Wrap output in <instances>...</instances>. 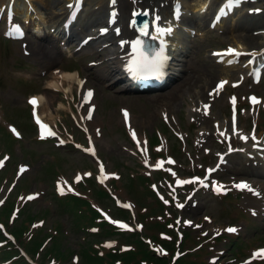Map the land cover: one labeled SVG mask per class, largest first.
I'll use <instances>...</instances> for the list:
<instances>
[{"label":"rangeland","instance_id":"374dc122","mask_svg":"<svg viewBox=\"0 0 264 264\" xmlns=\"http://www.w3.org/2000/svg\"><path fill=\"white\" fill-rule=\"evenodd\" d=\"M37 1L40 2V12L41 16H43L42 21L45 25H52L53 22L59 21L65 14L66 0ZM107 1L109 0H86L84 2V11L79 21L82 24L86 23L88 28L82 33V36L89 34V31L93 28L92 25L88 23V18L95 17L96 15L107 18L109 12L106 6ZM163 1L164 0H160L159 2L163 3ZM190 1L191 0H187L188 4L186 6L188 7H186V13L184 16H181L182 19L180 21V23H183L181 25L182 27L187 24L197 30L194 35H188L189 33L186 32V41L188 45L186 50L187 53L188 51L189 53L187 57L183 56L181 58L186 64L189 63L188 69L186 74H183L179 79L180 81L177 80L174 86L166 88L164 91H155L154 93L143 92L129 94L121 90L124 84L120 85L118 82L110 84L112 80L109 78L108 80H100L98 78L99 76L96 75L99 74L102 76L101 69L108 65L107 62H102L97 67L89 65V61L95 60L97 62L98 59L99 61L103 60L106 58L105 55H108L109 49L102 51V55H98L99 57L95 55L92 58L86 57V59L81 58V56L79 60H71L65 64V62H62L61 54L57 53V49H50L53 44L52 40L41 41V47H45L44 55L39 54L37 48H34V43L29 42L26 48L31 54L26 55L23 53V48L21 46L23 43H12L0 36V113L3 115L4 112L7 113L8 111L7 115L4 116L5 122L3 129H1L2 133L6 137H9V139H13L8 124H17L22 125L27 132V136L31 138L33 131L31 130L30 109L23 99L25 98V94L31 91L44 90V79L38 76L40 71L45 67L42 65L43 62L41 61H44V64H46L45 61L49 62L51 59H56L59 61L57 64L65 65L64 67L72 69L79 68L82 75L81 77L87 78V84L97 89V121L98 124L101 125L102 132L101 138H96L98 153L104 158L110 173L116 170L122 174V178L124 179L122 181L120 180V186L123 189H119L118 179L111 181L110 185L113 187V191L120 196L131 198L134 201L139 211V218L145 223V227L143 231L140 232V236L136 243H132L125 250L119 245H116V247L112 249L102 248L98 250L95 247L96 240H101V244L104 245V241L107 238H121L123 240L127 238L129 233L121 235L119 232H113L112 224L109 223L111 221L101 224L100 227H102H99L97 231L90 232L89 230L90 226L94 224H92V222L98 224L97 220L100 219L101 209L106 207V205H112L111 200H108L105 196L102 198L105 202L97 198V196L105 192L106 194L108 192L111 194V192L104 187L103 189L97 188L99 185L95 175L97 166H95L91 158L92 156L84 155L81 148H79V151L76 149H71L69 152L66 150L57 151L49 142L35 143L28 139V142L25 143L24 155L14 154V156L15 160H20L22 158L30 161L32 170L29 171L25 178L20 180V186H17L16 193L26 192L25 189L30 190L32 188L41 190L40 185L38 184L37 186L38 177H42L48 183L51 182V177H53L52 175L57 169L56 167L59 166L61 167V172H68L70 175H73L74 170H81V172H83V177L88 176L84 175L85 173H91L92 179L88 181L85 180L89 187L82 186L81 189L82 192L84 191L87 193L89 195L88 197H91L92 200L82 195L71 194L69 196H60L55 194L58 201L61 202L59 208L50 196H45L41 198L40 201L32 203L28 207L29 213L26 216L20 214L15 219L14 224L12 220V225L6 226V231L3 232L0 229V261L9 260L10 264H31L21 255L22 250L28 251L29 249V239L26 237V234L33 230L34 224L31 222L33 221V216L46 212L45 216L48 226L60 223L63 228L67 223V217L70 220H73L75 217L77 223L86 222V225H90L86 230L87 244L84 247V252L78 255L80 260H73L72 264H89V262H91V264H168L167 262H160L157 258L149 254L150 246L148 245V240H151L156 247L164 245V239L160 238L159 230L157 227H154L157 225V221L154 219L158 217L157 212L153 214V219L149 218L148 220L145 216V212L148 209L153 211L156 209L155 206L158 205V197L146 191L144 186L146 183H144V180L141 179L140 176H137L150 174L151 171L148 166L142 162V156L135 151L136 146H134V143L129 139L128 131L123 126L122 120H120L121 112L119 108L122 107V105L132 109L134 123L143 135L147 134L150 139L156 140L159 133L163 131L168 140H170L171 151H174L180 162H185L187 165L190 163L188 155L185 152L186 150L183 151L181 148L183 144L188 145L187 151H191L193 161L197 162L195 164L191 163V165L187 167L182 166L181 169L185 173L193 166L199 169V162L202 163V160L213 164L216 156L220 154V151L226 150V153H230L227 157L231 160L228 165L231 172L226 173L227 179L251 177L252 181H255L264 192V179L251 176L253 171L258 172L256 168H250L249 164H247L251 160L246 156H240L239 154L234 155L235 152L231 149V145L238 146L242 144L239 134L243 133V130L232 134L228 137L229 139L219 138L215 134L216 122H224L226 127L233 128V126H230V112L232 108L230 99L233 96L237 97L236 103L238 104L239 115L241 116L239 122L240 126L243 129L246 128L248 132L254 133L258 130L264 134V127H262L264 126V76L260 79H253L245 67V62H247V60L243 58L247 56V54H245L246 52L249 51L251 54L254 50H259L261 49L260 47H263V36L259 38V43H254V41L251 42L249 40L247 34L257 35L258 33H262L264 35V0L251 4L240 1V5L233 10V13L224 17L223 21L219 22L217 25H215V22L208 23L213 18L212 15L218 7V2L221 0H210L209 4L212 5V7L208 9L209 13L198 15H196V9L190 5ZM171 5L169 3V7L162 9V11L166 13L167 18H172ZM120 8L125 16L129 15L130 5H127V0H121ZM255 11H259V15L255 14ZM53 16L54 18L52 19ZM243 25L249 27V31L242 28ZM79 26H76L75 31L80 30ZM112 31L115 32L114 28H112ZM238 44L240 45L239 51L241 53L244 52L238 63L227 66L221 60H216V51L228 48L229 46L235 48ZM94 46H96V44H91L88 48L93 49ZM89 49L83 50V54L92 50ZM9 50L16 53V58L10 57L11 54H9ZM183 62L180 61V63ZM50 64L51 63H49V66ZM27 65L29 66L28 70L23 68L27 67ZM180 66L183 67L182 64H180ZM91 71L92 74H88ZM27 75L35 76L34 79L37 80V84L25 83L23 78L27 77ZM243 75L245 79H243L242 83L238 84V82H240V77ZM221 79L226 81V84L221 90L222 97L217 100L215 99L216 101L210 99V88L214 86L217 80ZM75 90L74 88V100L75 103H77L79 101V96L77 90L76 92ZM48 92L52 94L54 98V104L52 106L54 115L52 117L60 119V122L71 128L73 123L70 111L61 110L60 106L61 100L68 104V99H66L62 93L58 95L50 91ZM255 92L261 97V100L252 103L250 102V95ZM196 93H198V95ZM172 96L173 100L171 101L170 99ZM201 102L207 104L208 107L206 109L207 112L205 110L199 114L195 109L196 107H200ZM69 103L73 105L72 97L69 99ZM192 107L193 110H191ZM163 110H165V113L162 112ZM257 122H259L258 127L256 126ZM202 127L205 129H202ZM81 130L82 129H79V125H77L75 138L78 139V143L81 142L84 144L87 140V133ZM179 136L181 139H178ZM201 139H203V141H200ZM251 140L254 141V137H251ZM2 142L3 140L1 138V144ZM157 143H159V141ZM157 143L153 142L154 146L157 145ZM164 145L165 140H163L161 145H157L155 149L157 153L154 155L155 158L166 155L165 151L167 148H165ZM205 147L209 149L211 147L212 152L206 155L204 153ZM227 147L229 148L227 149ZM52 151L55 152L58 163H45L53 159V154L50 153ZM216 152H218V154ZM57 153L60 155L58 156ZM14 167L16 168L17 166L14 165ZM181 173L183 172L181 171ZM3 176L6 177V175ZM129 177L131 179L130 186L132 189L126 190L128 187L123 184L127 183V180L129 181ZM139 180L142 181L143 184H141ZM152 180L157 183L158 176L152 178L151 181ZM81 185H83L82 182ZM21 186L26 188L23 189ZM205 196L206 193H200L199 198L203 199ZM243 197L244 198L241 199L242 202L240 201V197L236 200H238L241 207H243L244 211L241 214L250 216V219L247 216H243V219L241 217L236 219L237 204L232 198H221L225 204L230 206V214V211L227 213L225 208L221 209V206H218L216 202L215 205L218 224H221L220 226H226L229 223L240 225L242 230L239 237L244 236L245 238L248 237L249 230H251V238L248 242H245L242 238L238 242V245L243 244V252L246 253L248 250H251L252 247L261 243V238L255 234V226L259 229L261 226L256 222V218L246 211L247 207H244L247 206V203L254 201V199L250 196ZM69 198H71V201L67 202ZM212 199L214 200V198ZM14 205V196L10 194L3 210L9 213ZM210 205L211 208H208V213L213 215V213H215V205L214 203H210ZM77 209H80V214ZM75 211L77 212L74 213ZM110 215L111 217H115L116 214L113 212ZM232 220L235 222H232ZM22 221H26L27 223L23 226L21 224ZM72 229V235H67V237L60 241L62 245L61 248L65 250L67 257L63 259L57 258L59 260L56 264H70L72 257L68 255H71V251L80 253L81 245H83L80 238H84V233L80 228V230L73 227ZM37 232L39 235L43 233L40 229H38ZM10 236L14 238L8 240L7 238ZM132 236L136 237L135 235ZM56 243L59 244V241H56ZM88 246H90L89 250ZM98 246L101 245L99 244ZM113 255L116 257H113ZM246 257L247 255L240 254L238 260H243ZM34 259L36 258L34 257ZM49 260L50 259L45 262L48 263ZM175 263L195 264L191 256L185 257V255L175 261Z\"/></svg>","mask_w":264,"mask_h":264},{"label":"bare ground","instance_id":"6f19581e","mask_svg":"<svg viewBox=\"0 0 264 264\" xmlns=\"http://www.w3.org/2000/svg\"><path fill=\"white\" fill-rule=\"evenodd\" d=\"M8 0H0V10H2V5H4ZM72 0H68V2H71ZM76 0L73 1L72 4H70L68 7H73L74 3H75ZM158 0H154L153 3H151V14H152V26H151V36H157V37H160V38H167L169 40L172 41H177V44L175 43H171V47L173 46H177V48L181 47L182 45L180 44H184L185 43V39H183V36H182V32H179L175 26L173 25H170L169 23H167L168 27H164V28H171V31L170 32H158L157 31V26L159 27H163L162 23H161V19L159 18L158 20L156 19L158 15V11L160 10V4H159V7L156 6V2ZM29 2H31V5H32V8L35 9L34 11V14H38L37 17L41 18L40 15H39V10H40V2H38L37 0H29ZM139 2L140 0H132L131 1V4L130 5H133L132 8L136 7V8H139ZM209 0H192V5L194 6L195 9H197L196 11L197 12H203L205 10V8L207 7V5H209ZM160 3V2H158ZM175 3V2H174ZM174 3H173V16H174ZM230 4H233V3H230ZM107 5V3H106ZM111 5V3H110ZM113 5H116V3H114ZM234 5V4H233ZM147 6V5H146ZM146 6H143V7H146ZM230 6V5H229ZM184 7H187L186 5ZM232 6H230L231 8ZM31 8H28V10H30ZM229 9V7H223L222 10H224V13H226V11ZM160 14V13H159ZM54 18V17H53ZM131 16H129V18H125L123 17V15H120L119 18H118V21L116 22H112L111 18L109 17V21L108 20H105V18L103 16H95V17H90L88 18V22L89 23H92L93 24V27H95L93 30H92V33H90V35H92V38L90 40L92 41H97V40H100V41H105V42H108V44L104 45L101 47V49L105 46H108L109 47V55H108V58H107V61H108V72L109 74H112L113 72H115L118 68V66L121 65V61H123L125 59V57L131 53V50L135 49L136 47H134V41H136V38H137V33L135 30H133L132 28H130V19ZM39 23H37L38 25H41L40 24V20L37 19ZM178 22V19H176L175 17L172 18V23H176ZM163 23H165L164 21V18H163ZM36 24V25H37ZM104 25H107L108 27H111V26H115L116 28L120 25L122 27V30H121V34L118 36L116 34H108V36L106 37L107 35V32L104 33V29H106L104 27ZM242 28H244L246 31H249V27H246L245 25L242 26ZM107 31V30H106ZM111 31V28L108 30V33H110ZM264 37L263 34H247V37L249 38V40L251 42L254 41V43H259V38L260 37ZM119 37V41L118 42H115V39ZM120 40H124V43L120 42ZM175 44V45H174ZM239 46V44H238ZM184 71V69H183ZM184 73V72H183ZM78 73L76 74H71V73H64V74H61L60 73H57V74H53L51 79L48 81V84L50 87H54V88H58V89H62L64 84L66 83V88L65 90L66 91H69L70 89H72V83L74 82V80H76L78 77L77 75ZM72 81V82H71ZM201 93V92H199ZM171 94V92H170ZM198 95V93H196ZM94 98V97H93ZM92 98V99H93ZM52 99L53 97L51 95H41L39 97V105L42 104L41 106V109H42V112L44 114H46L47 116H49V112L48 110L50 109V106L52 104ZM171 101L173 100V96L171 97L170 99ZM94 101V99H93ZM79 107L81 109V111L83 112V115L85 114V110L84 108L86 107L85 104H83L82 102L79 104ZM96 118H97V113L94 114L93 117H89V118H86V116L84 117V120L87 123H89V121H92L91 123H95L96 121ZM96 133L97 130H95ZM136 132V131H135ZM136 136H137V133H136ZM141 141L144 140L142 137L140 138ZM142 143V142H141ZM144 145H145V142H143Z\"/></svg>","mask_w":264,"mask_h":264},{"label":"snow or ice","instance_id":"6c2138e0","mask_svg":"<svg viewBox=\"0 0 264 264\" xmlns=\"http://www.w3.org/2000/svg\"><path fill=\"white\" fill-rule=\"evenodd\" d=\"M113 2H115V0H113ZM232 2H233V3H239L240 0H232ZM179 13H180V6H179V0H177V6H176V12H175L177 18L179 17ZM113 15H115V13H113ZM156 19L158 20V19H159V16H157ZM147 27H148V25H147V23H146L145 26H144L143 28H141V31H142V32H146V31H147ZM15 28H16L18 31H20L21 34H22V29L20 28V25H15ZM106 30H107V29H104V31H106ZM157 31H158V32H170V31H171V28H161V27L157 26ZM142 44H143V41H141V40H139V39H137L136 41H134V47L139 46V45H142ZM225 51L228 52V53H235V54L239 55L238 49H237V48H234V47H231V46H229ZM253 54H255V53H253ZM141 55H144L143 52H141ZM57 71H59V69H57ZM81 83H83V82H81ZM225 83H226V81L221 80V81H220V84L218 85V87H222ZM91 95H92V90L89 89V90H88V95H87L86 99H87V98H90ZM231 99H232V101H233V104L235 105L236 97L233 96V97H231ZM258 99H259V98L256 97L255 95H253V96L251 97V100L253 101V103L257 102ZM30 102H31V103L33 104V106H34V107H33V112H34V114H35V112H36V108H35V106L38 104L39 100H38L37 97L33 96V97L30 98ZM125 115H127V112H126V111H125ZM35 119H36L37 123L40 125V130H41V136H42V137L45 136V135H52V136L57 135V133L54 132V131L49 127V125L46 124V123L41 119V117H40L38 114L35 115ZM12 131L15 132L16 135H20V133L16 131L15 127L12 128ZM132 135H133V137H136V132H135V130L132 131ZM242 138L245 139V140H247V139H248V136H247V135H244ZM137 143H139V140H137ZM141 150L143 151L144 149H141ZM230 150H231V149H230ZM87 151H88V152H92V153H94L95 149L92 148V147H89V148L87 149ZM5 159H7V157H5ZM169 159H171V157H169ZM173 162H174V161H173ZM145 163H148V161L146 160ZM2 164H3V160H0V165H2ZM149 166H150V167H157V168H159V167L162 166V164H161V163H156V164H152V165H149ZM25 167H27V166H22L21 169H20V171H21V172L24 171V168H25ZM100 169H101V172H102V174H103L101 178H103V176H105V175H113V176L117 175L116 173H104V172H103L104 165H103L102 163L100 164ZM169 171H172V170L169 169ZM208 171H209V173H211V172L214 171V170L210 168ZM173 174L175 175V173H173ZM84 175H91V173H85ZM76 179L79 180L80 177L77 176ZM191 181H199L200 184H202L203 186H205V187H208V186H209V185L205 182V178H201V177H192V178H190V180H184V179H179V178H178V179L176 180V183H177V184H185V183H189V182H191ZM60 183H61V182L58 181V184H60ZM212 186L215 188V190H216L217 192H224V191H227V190H228L226 187H224L223 184H221V183L218 182V181H217V182H214V184H213ZM235 187H237V188H241V189L247 188V189H249V190H251V191H253V192H256V191H257V190H256L255 188H253V186H252L251 184H249L247 181H240V182H238V183H235ZM60 191L63 192V191H64V188H63V187H60ZM35 195H38V194H35ZM0 203H2V201H0ZM183 206H184L183 204L180 205V207H183ZM129 207H131V205H129ZM206 219H210V217H206ZM41 223H42V222H41ZM115 223H117V224H121L124 228H128V227H129L128 224H126V223H122L121 221H115ZM187 223H190V224H191L192 221H187ZM222 230H223V229H222ZM226 230H227L228 232H236V231H238V229H237L235 226H230V227H228ZM108 243H109V246H111V244H113V243H115V242H114V241H110V242H108ZM254 256H264V249H259V250H257L256 253L254 254ZM77 259H78V258H77ZM250 259H251V258H250Z\"/></svg>","mask_w":264,"mask_h":264}]
</instances>
